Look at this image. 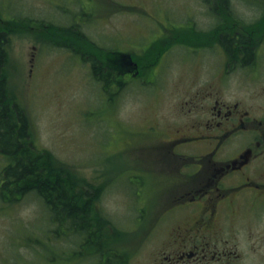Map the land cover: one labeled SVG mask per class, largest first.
<instances>
[{
    "label": "flooded vegetation",
    "instance_id": "obj_1",
    "mask_svg": "<svg viewBox=\"0 0 264 264\" xmlns=\"http://www.w3.org/2000/svg\"><path fill=\"white\" fill-rule=\"evenodd\" d=\"M55 3L64 12L72 3L80 7L66 16V24L44 23L50 43L80 54V60L89 57L91 74L109 78L115 93L130 81L158 88L174 64L207 72L183 100V110L168 118L169 126L148 121L140 131L122 130L128 154H118L127 155L131 191L139 205H161L152 225L157 220L163 240L151 264H242L259 255L264 242V0L177 5L130 0V9L115 0ZM118 12L131 19L133 31L118 32L115 42L90 33V26L103 27ZM104 29L100 36L111 34ZM103 49L115 50L109 62L98 55ZM94 59L111 74L95 73L101 65ZM233 81L239 90H231ZM114 254V264H131L129 253Z\"/></svg>",
    "mask_w": 264,
    "mask_h": 264
},
{
    "label": "rangeland",
    "instance_id": "obj_2",
    "mask_svg": "<svg viewBox=\"0 0 264 264\" xmlns=\"http://www.w3.org/2000/svg\"><path fill=\"white\" fill-rule=\"evenodd\" d=\"M55 1L0 0V31H7L9 36L6 69L10 92L27 112L34 144L52 152L62 166L73 169L88 184L100 187L96 209L108 222L107 248L112 259H105L99 242L98 247L88 245V249L85 243L82 245L81 234L51 222L49 211L36 194L14 203H6L0 194V264H114L115 250L129 253L131 264H151L163 240L157 235V220L152 225L161 205H139L126 174V170L132 172L127 155L118 154V150L128 154L124 150L127 133L140 131L148 121L169 126L168 118H175L183 110V100L208 77L207 72L197 66L174 64L168 78L158 80V88L130 81L124 82L118 93L112 86L107 90L103 80L91 74L89 57L80 60V54L50 43L44 23L66 24V16L80 7L72 3L64 12L63 7H55ZM118 1L126 3L123 9H130V0ZM179 1L174 0V4ZM103 27L111 34L100 36ZM103 27L90 26V33L115 42L118 32L133 31L131 19L121 12ZM81 50L87 55L95 52ZM114 54L112 49L98 51L105 62ZM231 90H239L234 81ZM5 161L0 155V178ZM87 190L93 191L90 187ZM116 227L124 234H116ZM261 244L262 252L247 257L242 264H264V242Z\"/></svg>",
    "mask_w": 264,
    "mask_h": 264
},
{
    "label": "trees",
    "instance_id": "obj_3",
    "mask_svg": "<svg viewBox=\"0 0 264 264\" xmlns=\"http://www.w3.org/2000/svg\"><path fill=\"white\" fill-rule=\"evenodd\" d=\"M8 44V32L0 31V155L6 159L0 194L6 203L18 202L28 194H36L49 211L51 222L81 234L82 245L98 247L99 242L105 259L111 260L112 254L109 255L107 248L108 222L104 213L96 209L100 187L88 184L73 169L62 166L52 152L34 144L27 112L20 100L10 92L6 69ZM93 62L101 65L98 59ZM101 71L111 74L112 70L106 64L96 66L95 73ZM102 77L105 89L109 90V78ZM89 187L92 192L87 190ZM116 228V234H124L120 228Z\"/></svg>",
    "mask_w": 264,
    "mask_h": 264
}]
</instances>
